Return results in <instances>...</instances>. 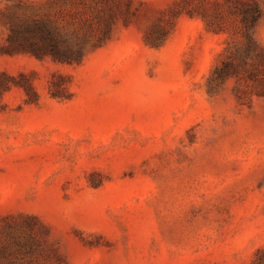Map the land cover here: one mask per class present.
Masks as SVG:
<instances>
[{"label": "rangeland", "instance_id": "obj_1", "mask_svg": "<svg viewBox=\"0 0 264 264\" xmlns=\"http://www.w3.org/2000/svg\"><path fill=\"white\" fill-rule=\"evenodd\" d=\"M0 264H264V0H0Z\"/></svg>", "mask_w": 264, "mask_h": 264}, {"label": "trees", "instance_id": "obj_2", "mask_svg": "<svg viewBox=\"0 0 264 264\" xmlns=\"http://www.w3.org/2000/svg\"><path fill=\"white\" fill-rule=\"evenodd\" d=\"M37 23L36 27L30 28V26L27 25H21L17 28L13 29L12 37L16 40L19 39V36H23L24 38H27L31 40V38H35L36 32H41V37L45 40L44 45H37L34 40L30 41L29 44H20L23 48H31V50L36 53L38 56H45V55H52L54 59L62 60V61H72L74 59H77V55H79L81 52L78 51L76 54H73V52L70 49H61L60 48V42L61 39L59 38L58 34L54 30L48 29L45 31V28L42 26V24ZM27 32V33H26Z\"/></svg>", "mask_w": 264, "mask_h": 264}]
</instances>
